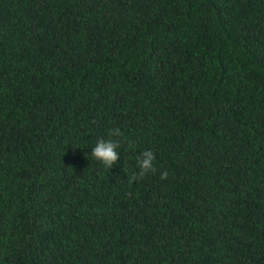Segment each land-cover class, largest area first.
Returning <instances> with one entry per match:
<instances>
[{
  "label": "trees",
  "instance_id": "obj_1",
  "mask_svg": "<svg viewBox=\"0 0 264 264\" xmlns=\"http://www.w3.org/2000/svg\"><path fill=\"white\" fill-rule=\"evenodd\" d=\"M0 264H264V0H0Z\"/></svg>",
  "mask_w": 264,
  "mask_h": 264
},
{
  "label": "clouds",
  "instance_id": "obj_2",
  "mask_svg": "<svg viewBox=\"0 0 264 264\" xmlns=\"http://www.w3.org/2000/svg\"><path fill=\"white\" fill-rule=\"evenodd\" d=\"M124 134L119 127L110 129L108 132V138H99L96 141L95 146L92 148V156L100 162L105 168L111 169L115 165L119 158L120 152L117 150L120 147V139ZM132 147V145H129ZM156 155L152 149H145L141 155L137 158V166L139 171L132 174L129 183L137 182L139 179L145 177L148 173H155L157 171L155 167ZM169 173L165 170L160 173V179H167Z\"/></svg>",
  "mask_w": 264,
  "mask_h": 264
}]
</instances>
